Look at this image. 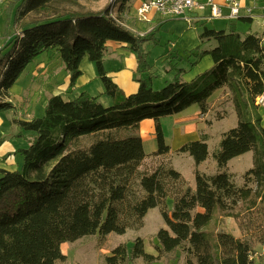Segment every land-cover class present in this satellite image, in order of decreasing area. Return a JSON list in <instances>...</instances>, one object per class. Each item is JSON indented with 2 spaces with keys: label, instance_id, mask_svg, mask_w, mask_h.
<instances>
[{
  "label": "trees",
  "instance_id": "obj_1",
  "mask_svg": "<svg viewBox=\"0 0 264 264\" xmlns=\"http://www.w3.org/2000/svg\"><path fill=\"white\" fill-rule=\"evenodd\" d=\"M68 1L77 3H7L6 11L13 13L19 31L0 48V113L13 108L7 101L9 91L27 65L50 50L57 51L69 75V90L75 87L80 62L86 58L94 65L103 92L51 96L41 117L18 120V137L29 136L26 146L14 152L21 158L19 168L0 169V264L63 262L62 244L96 234L123 235L140 228L154 208L165 226L154 236L156 255L146 253L137 237L130 253L120 244L105 257V264L137 259L158 264L178 253L185 264H254L255 246L264 245V127L259 112L264 104L256 103L258 97L264 98V47L257 34L241 35L236 27L250 19L239 17L222 30L196 24L200 43L186 52L189 68L206 56L212 66L190 82L181 79L184 69L173 66L172 80L155 90V75L143 47L152 34L139 37L111 17L113 13L120 21L129 0H114L98 12L59 9ZM29 14L45 18L26 22ZM108 43L134 55L135 93L125 95L104 70ZM224 88L237 123L222 134L212 154L215 173L206 175L197 169L209 155L206 135L176 150L193 160V188L164 160L170 148L160 118L193 105L206 113L210 97ZM100 97L108 102L102 103ZM144 120L153 121L157 144L150 157L160 159L146 172L141 170L148 156L140 133ZM248 152L252 167L237 186L226 166ZM222 218L239 221L240 238L213 229Z\"/></svg>",
  "mask_w": 264,
  "mask_h": 264
},
{
  "label": "crops",
  "instance_id": "obj_2",
  "mask_svg": "<svg viewBox=\"0 0 264 264\" xmlns=\"http://www.w3.org/2000/svg\"><path fill=\"white\" fill-rule=\"evenodd\" d=\"M141 1L142 0H129L125 5V9L121 13L122 18L129 19L130 26L134 27L139 34H148L149 32H151V30H154V34H156L154 36V42H152L154 45L160 46L163 41L164 44H167L168 51L166 52L163 48L164 50L162 51V53H160L159 58L162 61L168 60L170 66V68L169 66H167L168 69L173 70V65H175L174 63H176V66L178 68H182L185 70V73L181 75V79L185 82H190L198 74L204 72L212 66V61L208 56H206L198 61V63L193 68H189L187 62L188 59L186 58V52L194 49L200 43L198 39V32L195 26L196 24L200 25L202 23H206L207 26L213 29L222 30L226 28L228 24H226L224 28L223 25L216 27V21L222 20L216 19L212 21H199L194 26H192L187 25L183 21L178 19H161V17L156 13L149 14L144 21L140 22L136 13L134 14V11L139 6ZM212 1H214L217 5H223L225 0ZM236 1L242 8L239 17L250 19V23L256 22L257 24L264 27V0ZM247 8H252V16H249L246 13ZM223 13H227L226 9L223 10ZM207 14L208 12H203L200 15L205 16ZM236 27H238V25ZM148 44H150V42ZM167 53H170L171 55H175V53H177L176 55H182V60L180 61V63H178L177 60L169 59ZM136 64L137 63L134 55L126 48L113 43L107 44V49L103 61L104 70L106 71L108 77L112 79L116 86L120 90H122L125 95H130L137 91L138 85L134 81V71L136 69ZM79 67L81 75L76 79L74 85L75 87L72 90H69V75L66 72L56 50H50L42 53L27 65L24 72L20 75V77L22 75L26 77V84H24L22 87L16 88L15 91L14 88L16 87L15 85L18 82L20 78L19 77L15 82V85L9 91V98L7 99V101L12 104L13 108L10 111H7L8 120L6 118V122L0 119V140H2L0 143V169L14 171L18 169L21 164V158L14 154L17 149L25 146L23 145V141H21L20 138L16 137L20 133V129L17 124L18 120H30L32 118L41 117L44 113V108L47 104V100L51 96L61 95L64 98H68L74 97L80 92H85L91 96H99L103 92L102 84L96 77L97 75L94 65L89 62L88 59L84 58L80 62ZM173 76L174 71H170L168 80H172ZM153 88L155 90H158L157 88H155L154 83ZM223 92L226 97H230L229 92L225 88L216 91L208 100V105L210 106V108L208 106L206 113H201L198 106L193 105L186 110L178 113L177 115H172L175 118L174 120L169 122V125H167L168 131L170 133V139L169 141H166L165 139L166 143L169 142L168 146L170 148V153L175 152L182 145L190 142L182 141V132H187L189 136H194V134L197 133V138L199 139V136L201 134L199 135L198 131L202 130L203 128L200 127L202 124L201 122L195 123V118L200 117L201 119H203L204 117H207L212 107L211 102L219 97ZM99 100L102 103L108 102V99H106L105 97H100ZM259 112L262 116V127H264V112L262 111L261 107L259 109ZM147 121H149L148 124H151L154 136L153 121L144 120L142 123ZM141 138L143 142L142 134ZM170 143L175 144V147L170 145ZM3 155H5V158H1ZM243 156H247L248 164H252L251 152H248L239 157ZM207 160L208 159H206V161ZM206 161L201 163L197 168L201 173L204 172H202L200 168ZM230 162L231 160L228 162L226 169L229 167ZM214 168L216 171V165L214 166Z\"/></svg>",
  "mask_w": 264,
  "mask_h": 264
},
{
  "label": "rangeland",
  "instance_id": "obj_3",
  "mask_svg": "<svg viewBox=\"0 0 264 264\" xmlns=\"http://www.w3.org/2000/svg\"><path fill=\"white\" fill-rule=\"evenodd\" d=\"M110 1L111 0H77V3H73V2L71 3L68 1L60 5L59 9L66 11H78V12L80 11L98 12L103 10L107 5H109ZM7 3L8 0H5L4 4L0 5V48L1 47L3 48L6 45V41L10 39V37H12L16 31H19L18 26L15 27V25H13V13L6 11V7H8ZM224 4L225 1L223 5ZM223 5H218V6H223ZM224 8L226 9V7ZM136 11L137 8L135 9L134 14L136 13ZM40 18H45V16L29 14L26 17L27 19L26 22ZM119 18L120 21H122L126 26L128 27L130 26L129 19L122 18L121 14H119ZM141 21L144 20H140V22ZM230 22L231 21L227 22L222 19V20H217L216 21L217 24L215 25L216 27L223 25L224 28L225 25L229 24ZM237 25H238L237 31L241 35H244L246 33H251V34H257L260 38H262V45L264 47V39H263L264 27L257 24L256 22H252V23L239 22L237 23ZM131 27L132 26L129 27L131 29V32H133L135 35L139 37L146 36L150 33L153 35V37L152 35H149L151 36L150 44H148L149 43L148 42L144 44L145 47L144 46L143 47H144V52L146 53V62L151 67V71L155 75V78L153 80L155 88L160 89L164 85H166L167 82H169L168 76L170 69L167 68V66H169V62L168 60L162 61L159 58L160 53H162L164 49L166 52L168 51L167 44H164L163 43L164 41L161 43L160 46H156L152 43L154 42V36L156 35L154 34L155 33L154 30H151V32H149L148 34H144V33L139 34L134 27L132 28ZM176 54L177 53H175V55L174 54L171 55L170 53H167L169 59L177 60V62L180 63V60L182 59L181 58L182 55H176ZM174 64L175 65L173 66H176V63ZM25 78L26 77L22 75L19 78L16 85L14 84L16 86L14 88L15 91L16 88L22 87L24 84H26ZM224 92L214 101L211 102L212 107L207 117H204L203 119H201L200 117H199L200 119L195 118L196 120L195 123H199V122L202 123L200 127L203 129L198 131L199 135L204 133V135L206 134L207 136L206 141H207L209 157L207 158L208 160L200 168L201 171L204 172L206 175H212L215 173L214 166L216 164L215 162H213V159L211 157L213 152L218 148L222 134L224 132H227L229 129L235 127L237 123L236 116L232 109L230 97H226L224 95ZM262 111L264 112V108H262ZM7 113H8L7 111L1 112L0 119L6 121L5 119L7 118L8 120ZM174 118L175 117L171 115L169 117H164L160 119L161 127H163L162 130H164L163 132L165 134L164 137L166 141H169L170 139L169 136L170 133L168 131L167 125H169V122L174 120ZM148 122L149 121L140 124L141 134L143 137V150L144 153L148 155L141 167V170L144 172L149 171L160 161V159H155L153 157H150L149 155L156 151L157 144L153 136L151 124H148ZM28 136L29 135H26V137L20 138L21 141H23L24 143L23 145L25 146ZM16 137L19 138L18 136ZM181 137L183 139L182 141L185 142L198 139L197 133H195L194 136H189L187 132H182ZM1 141L2 140H0V143ZM170 145L175 147V144L170 143ZM5 155H3L1 158L3 157L5 158ZM164 160L167 161V163L170 164L176 171L181 173L184 179L188 182L189 186L193 188L195 187L194 176H193L194 164L191 157H189L186 154L176 153L175 151L166 155ZM250 167H252V164L251 163L248 164L247 156H243V157L238 156L231 160V162L229 163V167L226 169V171L232 176L234 183L237 186H241L243 184L242 175ZM168 204L171 205V200H168ZM212 227L214 230L217 229V230H223L225 232H229L232 235H234L236 238H240L241 236V232L239 229L240 228L239 221H236L235 219L232 218H222L221 222L218 223L217 226L213 225ZM161 228H165V226L160 216L159 210L157 208L150 209L145 215L142 221V226L140 228L128 229L123 235L110 233L106 237H99L96 234L81 238L73 243L62 244L60 249L62 254L65 255V260L63 262L58 261L55 264H105V257L110 255L111 251L120 244L126 245L128 253H130L131 243L137 237L143 240L144 251L146 253L156 255L155 251L152 248V245L156 242L154 239L156 232ZM253 260H254V264H264V245L257 244L255 246V255L253 256ZM128 264H145V263L143 262L142 259H137L130 261ZM158 264H185V260H184V256L178 253L175 255V258L173 260L169 261V260L160 259V261H158Z\"/></svg>",
  "mask_w": 264,
  "mask_h": 264
},
{
  "label": "built area",
  "instance_id": "obj_4",
  "mask_svg": "<svg viewBox=\"0 0 264 264\" xmlns=\"http://www.w3.org/2000/svg\"><path fill=\"white\" fill-rule=\"evenodd\" d=\"M5 0H0V5L4 4ZM114 0L110 1V5ZM226 7L227 13L223 10ZM242 11L241 6L234 0H225L223 6H218L212 0H142L137 7V17L139 20H145L151 13L158 14L164 19H178L187 25L194 26L199 21H212L223 19L226 21H234L240 16ZM203 12H208L207 15L201 16ZM252 8L246 9L249 16L253 15ZM111 17L123 28L131 31L122 21L116 20L113 13ZM258 105L264 104V98L258 97L256 100Z\"/></svg>",
  "mask_w": 264,
  "mask_h": 264
}]
</instances>
